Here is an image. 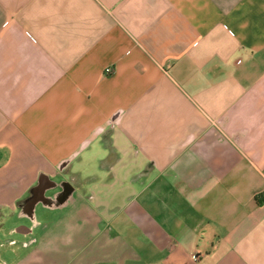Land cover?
<instances>
[{"label":"crops","instance_id":"1","mask_svg":"<svg viewBox=\"0 0 264 264\" xmlns=\"http://www.w3.org/2000/svg\"><path fill=\"white\" fill-rule=\"evenodd\" d=\"M0 264H264V0H0Z\"/></svg>","mask_w":264,"mask_h":264},{"label":"built area","instance_id":"2","mask_svg":"<svg viewBox=\"0 0 264 264\" xmlns=\"http://www.w3.org/2000/svg\"><path fill=\"white\" fill-rule=\"evenodd\" d=\"M191 257H192L193 259H196V255H194V254H192Z\"/></svg>","mask_w":264,"mask_h":264},{"label":"trees","instance_id":"3","mask_svg":"<svg viewBox=\"0 0 264 264\" xmlns=\"http://www.w3.org/2000/svg\"><path fill=\"white\" fill-rule=\"evenodd\" d=\"M256 198V200H257V202L259 201V197H255Z\"/></svg>","mask_w":264,"mask_h":264},{"label":"rangeland","instance_id":"4","mask_svg":"<svg viewBox=\"0 0 264 264\" xmlns=\"http://www.w3.org/2000/svg\"><path fill=\"white\" fill-rule=\"evenodd\" d=\"M54 188V187H53ZM57 188H59V187H57ZM24 222V221H23ZM17 237H19V238H21V236H17Z\"/></svg>","mask_w":264,"mask_h":264}]
</instances>
